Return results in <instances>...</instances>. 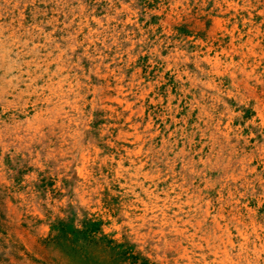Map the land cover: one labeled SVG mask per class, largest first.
<instances>
[{"label":"rangeland","instance_id":"1","mask_svg":"<svg viewBox=\"0 0 264 264\" xmlns=\"http://www.w3.org/2000/svg\"><path fill=\"white\" fill-rule=\"evenodd\" d=\"M229 3L0 0V264H264V114L224 70L264 25Z\"/></svg>","mask_w":264,"mask_h":264},{"label":"bare ground","instance_id":"2","mask_svg":"<svg viewBox=\"0 0 264 264\" xmlns=\"http://www.w3.org/2000/svg\"><path fill=\"white\" fill-rule=\"evenodd\" d=\"M250 1L251 0H231V3H229L228 4V7L230 8V7H232L231 9H233V11H234V13L237 15L238 14V8H237V4H238V2L240 3H243L244 5L245 4H248L249 5V7H250ZM255 3H257V5H261V11H259V13H258V16H261V18H263L262 20V23H263V25H264V0H253ZM221 2H223V1H221ZM233 3H234V5H233ZM254 3V4H255ZM247 5V6H248ZM214 6V5H213ZM224 6V5H223ZM246 6V7H247ZM114 7V6H113ZM243 7H245V6H242V8H241V10L242 11H245L247 14H248V17L249 18H251L252 16H251V14H250V8H247L246 10H244V8ZM217 8L219 9V10H222V7L220 6V5H218L217 6ZM226 9L227 11H229L230 9ZM156 9V8H155ZM240 10V11H241ZM162 11V10H161ZM218 11V10H217ZM255 11V10H254ZM224 12V11H223ZM225 13V12H224ZM235 15V16H236ZM126 21V20H125ZM216 21V20H215ZM221 22V21H220ZM244 22V21H243ZM218 23H216V25H217ZM247 24H249V23H247ZM164 25V24H163ZM219 26V25H218ZM249 26V25H248ZM252 27V25H250V28ZM249 28V29H250ZM257 28H259V27H257ZM192 29V28H191ZM258 31V30H257ZM241 33V32H240ZM247 34V33H246ZM249 35H250V33L249 34H247V39L248 40H244V42H243V35L242 34H238L237 35V37H231L230 38V42H231V44H230V46L231 45H233V43L234 42H237V47L235 48H231L232 50H235V51H241V53L238 55V56H240V58H241V61H240V63H238V64H233L232 66H230V65H228L227 64V67L226 68H224V70H226V71H230V73H228L229 74V77H230V79H231V81L232 82H235V78H236V73L237 74H239L240 76L242 75L243 77H244V80H242V82H240L239 84H236L235 85V87H236V90H237V92H239V90H240V88L242 89V90H244L245 92H247V95H248V97H250V96H252V98L254 99V101H255V104H253V105H256L255 106V109L257 110V113H258V116H261L262 114H264V106L262 105V102L260 101V97L259 98H257V96L254 94V88H250V86H249V83L252 81V82H254V81H256V78H252V79H249L247 76H248V73H246V71H245V68H246V58H245V56L243 57V53H242V49H243V47L245 46V45H251V47L252 48H254V49H264V38H262V40H261V43H255V44H252L251 43V39H249ZM262 35V34H261ZM253 38H255V37H253ZM252 38V39H253ZM261 38V37H260ZM221 45V44H220ZM232 47V46H231ZM210 50V49H209ZM190 53V52H189ZM200 54V53H199ZM262 54V57L264 56V53H261ZM249 57H251V58H253L252 57V54H250L249 52H248V54H247ZM236 56V55H235ZM259 56H261V55H259ZM248 57V58H249ZM255 57V56H254ZM2 58V57H1ZM256 58V57H255ZM259 58V57H258ZM233 59V58H232ZM250 59V58H249ZM263 58H261V60H262ZM203 60H204V62H206V63H208V64H210V65H212V68H218L219 66H220V60L219 59H217V57H216V55H213L212 57H208L207 55H205L204 57H203ZM2 61V60H1ZM4 62H6V61H4ZM1 63V62H0ZM232 63V62H231ZM252 64V63H251ZM7 65V64H6ZM6 65H5V67H6ZM49 65V64H48ZM127 65V64H126ZM262 66V65H261ZM8 67V66H7ZM6 67V68H7ZM5 68V69H6ZM18 68V67H17ZM250 69H251V67H249ZM257 68V67H256ZM259 68V67H258ZM2 69V68H1ZM0 69V70H1ZM172 69V68H171ZM18 71V70H17ZM39 71V70H38ZM106 71V70H105ZM7 72H8V70H7ZM10 72V71H9ZM19 72V71H18ZM20 72H22V71H20ZM248 72V71H247ZM264 72V71H263ZM3 73V72H2ZM29 73V72H28ZM27 73V74H28ZM59 73V72H58ZM16 74V73H15ZM22 74V73H21ZM135 74H136V72H135ZM4 75V74H3ZM78 75V74H77ZM137 75H138V73H137ZM178 75V74H177ZM186 75V74H185ZM257 75V74H256ZM264 75V74H263ZM72 77V76H71ZM20 78V77H19ZM259 78V77H258ZM13 79V78H12ZM215 79V78H214ZM100 80V79H99ZM9 81V80H8ZM16 81V80H15ZM261 82H259L263 87H264V79L263 80H260ZM4 82H6V81H4ZM117 82V81H116ZM137 82V81H136ZM257 82L258 81H256V82H254V85H257ZM204 83V82H203ZM259 84V85H260ZM5 85V84H4ZM7 85V84H6ZM11 85V84H10ZM204 85V84H203ZM261 86V87H262ZM207 87V86H206ZM120 88V87H119ZM153 89V88H152ZM239 89V90H238ZM261 89V88H260ZM114 90V89H113ZM120 90V89H119ZM118 90V91H119ZM131 90V89H130ZM263 90V89H262ZM18 92V91H17ZM102 92V91H101ZM140 93V92H139ZM141 93H143V92H141ZM218 93V92H217ZM262 94H261V96H264V93L263 92H261ZM14 94V93H13ZM21 94V93H20ZM135 94V93H134ZM18 95V94H17ZM22 95V94H21ZM94 95V94H93ZM228 95H230V94H228ZM233 95V94H232ZM238 95V94H237ZM259 95V94H258ZM140 96H141V94H140ZM116 97H117V95H116ZM231 97V96H230ZM233 97H234V95H233ZM117 98H119V97H117ZM136 98V97H135ZM142 98V97H141ZM115 99V98H114ZM238 99V98H237ZM128 100V99H127ZM152 100V99H151ZM235 100V99H234ZM242 101V100H241ZM253 101V102H254ZM114 102H117V100L116 101H114ZM113 102V103H114ZM123 103V102H122ZM121 103V104H122ZM136 103V102H135ZM264 103V102H263ZM39 105V104H38ZM60 105V104H59ZM46 106V105H45ZM114 106H116V105H114ZM120 106V105H119ZM125 106L129 109L130 108V104L129 103H125ZM247 106V105H246ZM249 107V106H248ZM81 108V107H80ZM228 108V107H227ZM226 108V109H227ZM250 108H252V107H250ZM56 109V108H55ZM191 109V108H190ZM253 109V108H252ZM52 110V109H51ZM110 110V109H109ZM127 110V109H126ZM125 110V108H123V111H126ZM254 110V109H253ZM42 111V110H41ZM116 111V110H115ZM128 111V110H127ZM230 111V110H229ZM255 111V110H254ZM142 112V111H141ZM122 113V112H121ZM129 113H130V111H129ZM133 113V112H132ZM134 113H138V112H134ZM252 113V112H251ZM57 115V114H56ZM119 115V114H118ZM228 115V114H227ZM46 116V115H45ZM229 117V116H228ZM263 117V116H262ZM12 118V117H11ZM129 118H131V116L129 117ZM227 118V117H226ZM252 118V117H251ZM128 119V118H127ZM75 120V119H74ZM129 120V119H128ZM231 120V119H230ZM262 120V119H261ZM254 121V120H253ZM64 123V122H63ZM128 123H130V122H128ZM219 124V123H218ZM215 125V124H214ZM264 125V124H263ZM227 126H229V124L227 123ZM254 126V125H253ZM18 127V126H17ZM43 128V127H42ZM134 128V127H133ZM147 128V127H146ZM130 129V128H129ZM148 129V128H147ZM229 130V129H228ZM227 130V131H228ZM226 131V132H227ZM30 133V132H29ZM230 133V132H229ZM226 134L227 133H224V134H222L224 137H227L226 136ZM235 137V136H234ZM244 137V136H243ZM213 138H216L215 136L213 137ZM31 139V138H30ZM248 139V138H247ZM136 140V139H135ZM214 140V139H213ZM239 140V139H238ZM237 140V141H238ZM240 140H242V139H240ZM139 141H140V139H139ZM139 141H137V142H139ZM151 142V141H150ZM164 143V142H163ZM151 144V143H150ZM237 144H239V143H237ZM236 145V144H235ZM232 146V145H231ZM189 147V146H188ZM231 148V147H230ZM232 149V148H231ZM176 157V156H175ZM170 160V159H169ZM259 161V160H258ZM186 165V164H185ZM231 165V164H230ZM239 171V170H238ZM172 173V172H171ZM233 173V172H232ZM44 176V175H43ZM197 176V175H196ZM92 178V177H91ZM238 178V177H237ZM3 182V181H2ZM247 185V184H246ZM142 186V185H141ZM85 188V187H84ZM129 189V188H128ZM179 190V189H178ZM245 194V193H244ZM199 198V197H198ZM150 201V200H149ZM135 206V205H134ZM225 206V205H224ZM209 208V207H208ZM18 209V208H17ZM221 209V208H220ZM240 209V208H239ZM237 210V209H236ZM241 210V209H240ZM207 212V211H206ZM211 212V211H210ZM38 213V212H37ZM189 214V213H188ZM208 215V214H207ZM228 215V214H227ZM128 216V215H127ZM187 217V216H186ZM252 217V216H251ZM226 218V217H225ZM223 219V218H222ZM215 220V219H214ZM156 221V220H155ZM177 222H178V220H177ZM218 222V221H217ZM179 223V222H178ZM214 224V223H213ZM176 224L174 223V226H175ZM213 226V225H212ZM201 227V226H200ZM177 227L175 226V229H176ZM216 228H217V230L218 231H220L221 230V228H220V226L218 225V224H216ZM226 229H227V227H226ZM215 230V229H214ZM177 231V230H176ZM224 231V230H223ZM222 231V232H223ZM227 231V230H226ZM182 232V231H181ZM228 232V231H227ZM187 236V235H186ZM241 237V236H240ZM246 237V236H245ZM201 238V237H200ZM206 239V238H205ZM215 243V242H214ZM256 246V245H255ZM242 247V246H241ZM223 248H225V246L223 247ZM259 249V248H258ZM211 251V250H210ZM219 252V251H218ZM224 252V251H223ZM228 253V252H227ZM224 254V253H223ZM183 255H185V254H183ZM191 255V254H190ZM193 256V255H192ZM225 256H226V254H225ZM232 256V255H231ZM224 257V256H223ZM225 258V257H224ZM188 259V258H187ZM190 259V258H189ZM228 259V258H227ZM229 263V262H228ZM231 263V262H230Z\"/></svg>","mask_w":264,"mask_h":264}]
</instances>
